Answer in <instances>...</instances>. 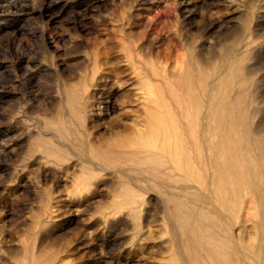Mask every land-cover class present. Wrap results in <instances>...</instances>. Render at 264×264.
<instances>
[{
    "label": "rangeland",
    "instance_id": "1",
    "mask_svg": "<svg viewBox=\"0 0 264 264\" xmlns=\"http://www.w3.org/2000/svg\"><path fill=\"white\" fill-rule=\"evenodd\" d=\"M195 55L208 60L209 75L232 66L246 80L239 136L249 126L240 115L256 110L264 123V0H0V264H22L25 247L39 244L45 264H183L186 238L197 254L212 252L211 264H230L205 194L225 209L232 202L185 156L192 109L180 73ZM70 87L87 103L85 116L66 109ZM150 89L158 117L174 122L179 171L203 189L200 204L171 192L181 181L164 160L157 177L144 172L156 158ZM60 130L66 140L53 145L62 156L51 157L47 141ZM257 136L264 142V130ZM261 230L250 223L241 244L257 252Z\"/></svg>",
    "mask_w": 264,
    "mask_h": 264
},
{
    "label": "bare ground",
    "instance_id": "2",
    "mask_svg": "<svg viewBox=\"0 0 264 264\" xmlns=\"http://www.w3.org/2000/svg\"><path fill=\"white\" fill-rule=\"evenodd\" d=\"M208 63L207 59L195 55L191 59V66L184 67L180 73L184 82L189 84L188 108L192 109L184 120L185 143L188 150L185 156L191 162L200 160L204 164L202 168L205 170L210 185L216 184L221 190L219 193L221 200L232 202L231 206L225 209L216 204L209 194H205V203L209 206L205 211L207 221L210 220L208 224L215 230L230 264H264V170L254 173L249 168L264 163V142L257 136L264 130V123L260 122L256 110H251L248 115H240V120L246 121L249 126L242 135H238L235 112L239 110V106L236 99L242 91L244 92L242 83L245 84L246 80L236 75L238 67L232 66L226 68V74L224 67L216 66L213 75H209L206 72ZM194 70L197 71V80L202 85L199 91L200 99H195L191 93V86L195 79ZM209 76H212V81L208 80ZM234 76H237L236 81L240 82L239 85H233L231 78ZM216 79L221 81L218 82ZM147 93L150 95L148 96L150 97L148 107L154 124L156 123L157 133L155 136L156 149L151 151L156 156L155 162L146 167L144 172L150 177H157L161 172L156 165L157 161L164 160L170 165L173 172L178 174L181 181L178 184L169 183L173 188L171 192L195 205L200 204L197 192L204 193L203 189L191 182L192 177L189 173L187 174V171L186 174L179 171L182 152L179 151L177 136L173 131L174 122L171 118L170 120L164 119L168 115L167 112L158 117L156 109L153 110L152 104L154 107L158 104L152 96L158 95V92L150 89ZM86 104L82 94H79L77 90L72 87L67 89L66 109L68 111L75 114H80L81 111L85 116L89 111ZM196 124L199 127L198 130L195 127ZM64 132L63 130L55 131L53 136L48 139L47 142L52 148L49 151L51 157L62 156L53 142L56 141L55 138L65 141ZM168 137H171L172 140ZM68 147L71 149L72 145L68 144ZM88 154L94 160L103 156L102 152L90 149ZM94 167L99 169V164L94 162ZM155 180L160 182L157 178ZM246 195L249 197L245 198ZM255 200L257 205H251L250 203ZM117 211L115 210V212ZM250 223L252 227L262 229L258 235L259 240L256 245H253L257 252L242 245L240 240L242 233ZM179 247L183 264H193L190 258L195 261L202 258L210 264L213 263L211 262L212 252L207 247H202L203 253L197 254L193 239L186 238L185 244L183 246L180 244ZM24 250L27 253V258L22 264H45L40 244L26 246Z\"/></svg>",
    "mask_w": 264,
    "mask_h": 264
}]
</instances>
